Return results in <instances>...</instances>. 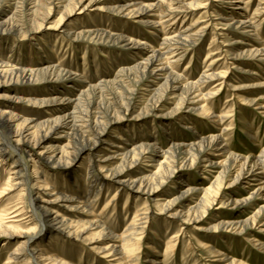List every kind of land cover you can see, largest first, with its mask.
I'll return each instance as SVG.
<instances>
[{
    "label": "rangeland",
    "instance_id": "374dc122",
    "mask_svg": "<svg viewBox=\"0 0 264 264\" xmlns=\"http://www.w3.org/2000/svg\"><path fill=\"white\" fill-rule=\"evenodd\" d=\"M5 1L3 0L0 4V16L5 18L3 23L11 25L27 21V13H22L23 10H19L20 0H10V3H5ZM80 1L64 0L63 5L55 7L51 14L49 10L40 12L38 21H35L37 25L30 23V27H26L22 33L0 28V58L10 60L14 65L36 71L43 70L51 63L60 64L62 69L79 76L72 80L62 79L54 81V83L48 82V84L41 82L42 76H37V82L0 88V112H12L19 114L22 118L32 119L36 124L39 123L33 131H36L39 125L62 115L63 112H85L88 104L93 101V98L95 100V97L98 98L96 100L99 104L103 103L104 99L111 98V95L117 91L118 76L125 74V71L131 67L133 70V66L137 63L136 57L131 52H138L139 49L127 51L124 47L109 40L78 37L74 35L75 33L82 30L107 29L113 34L122 33L127 37L158 44V36L152 32L154 30L141 26L138 19L131 15H115L108 11V7L115 5L118 0H106V2L96 3L86 9L83 4L88 2L81 4ZM243 1V3H235V0L234 2L233 0H190L191 3L201 6L194 8L190 13L188 23L197 28L207 27V30L202 34L197 45L189 48L183 59L174 66V70L178 74L184 75L190 81L199 79L203 72L217 75L218 77L208 81L207 87L203 91L204 93L210 91L218 93L220 90V92L217 97L207 100L206 105L211 108L215 116L231 115V117L226 118L223 123L212 126L210 120H201L202 116L192 109L188 111L178 109V100L164 102L163 108L159 107L160 109L154 110L153 104L157 100V96L160 95L164 84V80L159 79L156 84L154 83L155 87L143 84L144 86L141 85L137 88L135 97L138 99V106L132 112L121 114L118 123L109 130V140H113L119 145V148L115 150L123 152L127 150L128 152L152 143L156 144L161 150L160 152L165 153V156H170V153L173 152L172 144H181L196 136L195 130L190 129L194 126L197 132L205 136L222 133L227 138L230 150L235 154L256 155L264 147V113L253 105L246 104L243 100L245 98H261L264 96V87H245L236 91L232 89L233 86H246L258 79H264L263 61L255 57H243L239 61L232 60L234 54L264 44V0ZM241 13L257 19L256 32L260 37L259 40L256 39L254 33L245 35L225 26L226 23H229V19L233 20L236 18V14ZM46 16H49V19L42 21ZM70 28L72 29L71 34ZM240 61L242 63L238 64ZM211 63L213 66L210 67ZM241 69H246V72ZM224 74H226V78L222 79ZM255 74L260 77L257 78ZM75 85L76 88H74ZM102 91L103 96H97V93L100 94ZM82 92H85L83 96L80 95ZM57 95L77 101L59 100L50 106L35 104L37 101L47 100ZM9 97H17L19 100H10ZM30 100L34 102H30ZM226 127L230 130L224 131L223 129ZM151 135L154 137H149ZM54 138L49 141L52 143L51 145H58L62 149L66 148L67 151L76 153L67 164L50 165L39 160L37 167L42 181L49 183L51 188L57 187L62 193L70 196L79 194L81 197H87L89 194L87 189L97 186L95 184L97 180L105 183L104 188L92 207L93 218L84 215L83 209L68 211L62 208L61 204L63 203H47L52 189L48 192L37 190L34 198L38 199L41 196L45 202H41L40 205L56 209L60 215L59 219H63L66 215L68 221L80 224L77 226L80 229L87 227L91 219L97 217L101 222H104L109 233L117 236L122 235L136 218L139 210L143 208V213H147L148 224L144 234L139 238L137 248L136 245L131 248L134 258L136 256V261H133L132 264H150L145 260L154 257L159 259L158 261L162 264H228L215 261L216 258L212 257L208 248L199 246L197 239L210 242L213 247L228 254L232 259L236 258L248 264H264V253L250 242L253 237L260 236L259 233L254 232L246 236L233 230L203 231L198 229L200 226L208 227L211 223L215 224L222 220H232L234 217L237 219L238 216L241 219H246L263 205V201H257L250 209L241 212V208L235 207L232 202L225 205L220 200L214 205L212 214L204 219L205 222L196 225H185L178 219L169 218L158 206L157 202L165 203L179 197L181 192L188 189L189 185L200 190L207 187L209 182H213L217 173L214 169L207 168L205 163L192 165L189 162L185 165H178L173 179L159 187L155 197L146 203L147 198L143 194L130 187L118 189L120 186L109 175V171H100L99 167L105 165H111L113 169L121 167L119 156L111 159L106 158L105 155H110V157L115 155V153H110L112 151H107L106 146L101 149L99 154H96L93 163L91 152L88 150L79 152L83 143L77 129L70 128L66 133H60ZM49 143L46 142L37 153L43 152L44 147H47ZM11 153L7 155L8 159L13 156V160H16L17 154ZM164 160L163 155L154 156L152 161L141 159L127 170L126 179L152 176V180L158 184L161 179L159 178L160 180L157 181L155 179L160 173V165ZM35 167L34 164L29 165L30 174H33ZM9 168L13 171L16 169L12 163L0 165V194L8 190L4 195H0V213L6 215L17 210L22 213L18 218L6 220V228L9 227L16 234L12 238H4L0 241V264H9L10 255L18 245H23L27 240L22 236V233L36 227L35 218L31 216L32 213L27 208L20 187L9 189L12 184L18 181L16 175ZM168 171L169 169L165 168L164 174L161 176L167 175ZM185 178L189 180L187 181ZM74 181L77 184H73ZM249 184L250 182L246 181L233 186L236 191L235 199L242 200L249 197L251 189H253ZM201 195L194 193L190 196L184 208L188 209L193 206L202 198ZM14 207L16 208L14 209ZM99 231L87 232L83 240L76 239L75 236L60 235L57 232H53V235L44 232L31 248L34 249L42 245L43 248L49 249L48 252L74 264H113L102 254L92 251L90 244L85 241L86 238H94ZM157 235L159 239L155 238ZM178 235L180 236L178 237ZM100 243L105 246L108 240L101 239ZM169 246L173 248L169 249ZM29 263V259L22 258L10 264Z\"/></svg>",
    "mask_w": 264,
    "mask_h": 264
},
{
    "label": "bare ground",
    "instance_id": "6f19581e",
    "mask_svg": "<svg viewBox=\"0 0 264 264\" xmlns=\"http://www.w3.org/2000/svg\"><path fill=\"white\" fill-rule=\"evenodd\" d=\"M9 1L10 0H6L5 3H10ZM63 1L64 0H20L19 10H23L22 13H27V21L10 25L3 23L5 22V18L0 16V28L22 33L26 27H30V23H34L35 26L37 25L35 21H38L37 18L40 12L49 10L51 14L55 7L63 5ZM2 2L3 0H0V4ZM80 2L81 4L82 2H88L87 4H83L86 9L87 7H92L96 3L106 2V0H81ZM237 2L243 3L244 1L235 0V3ZM199 6L201 5L193 4L190 0H118L115 2V5L108 7V11L115 15H131L133 18L138 19L141 26L150 27L154 30L152 32L154 35L158 36L157 38L159 41H157L158 44L155 45L147 41L127 37L122 33L113 34L107 29H97L95 31L82 30L74 34L78 37L82 36L97 40H109L110 42L117 43L124 47L127 51H132L134 49L140 50L138 52H131V54L136 57L137 63L133 66V70L131 67V69L125 71V74L118 76L119 82H117L116 85L118 86L117 91L111 95V98H103V103L99 104L96 100L98 98L95 97L96 99H92L93 101L88 104V108L85 112H63L62 115L39 125L36 131H33V129L39 123L36 124L32 119L22 118L19 114L12 112H0V165L4 166L5 163H12L13 167L16 168L14 171L9 168V170L16 175V178H18L16 183H14L15 181L13 180L14 184H12L9 189L20 187L19 189L23 193L22 197L26 200L27 208L30 209L32 213L31 216H33L36 221V227L34 229L22 233V236L27 240L23 245H18L13 254L10 255L9 264L15 263V261L22 258L29 259V264H74L65 261L54 253L48 252L49 249L43 248L42 245L34 249L31 247L38 241V238L44 232L45 234L57 232L60 235L75 236L76 239L83 240L85 239V234L93 230L100 231L94 238H86L85 240L90 244V249L92 251L102 254L104 258L108 259L113 264H132L133 261H136V256L134 258L131 248L135 245L137 248L139 238L144 234L148 224L147 213H143V208L139 210L136 218L131 225L124 230L122 235L117 236L113 233H109L104 222H101L97 217L91 219L87 227L80 229V227H77L80 224H74L68 221L66 215L63 219H59L60 215L56 209H49V207L40 205L41 202H45L41 196H39L38 199L34 198L37 190L48 192L52 189V192L49 193L50 199L47 203H63L61 204L62 208L68 211H79V209H83L82 213L84 215L90 218L94 217L92 215V207L95 205L96 199L102 194V188H104L105 184L103 181L97 180L95 182L97 186L89 187V189H87V191H89L87 197H81L79 194L70 196L62 193L57 187L51 188L49 183L42 181L39 168L37 167L39 160H43L50 165L68 163L69 159L76 152H69L66 148L62 149L58 145H51L52 143H49V141L55 139L54 136L60 133H66L70 128L77 129L78 134H80L83 146L79 149V152H84L86 150L91 152L93 163L95 162L94 159L96 154H99L104 146L108 148L107 151H112L110 153H115L113 157L105 155L106 158L111 159L119 156L118 158L121 159V167L113 169L111 165H105L104 167H99L100 171L103 172L104 170H108L109 175H111L113 180L120 186L118 189L130 187L132 190L135 189L143 194V196L147 198L146 203L155 197L159 187L164 186L167 181L173 179L174 174L177 172L178 165H185L189 162H191L192 165L205 163L207 168L214 169L217 173L213 182H209L207 187L201 188L200 190L189 185L188 189L181 192L179 197L174 200L166 201L165 203L157 202L158 206L162 208L163 213L165 212L167 214V217L178 219L185 225H196L205 222L204 219L212 214L211 212L214 210V205L220 200H222L225 205H229V203L232 202L235 207L241 208V212L250 209L257 201H263V205L246 219H241L239 218L240 216H238L237 219L234 217L232 220H222L215 224L211 223L208 227L200 226L198 229L203 231L214 229L233 230L246 236L254 232L259 233L260 236L253 237L250 239V242L259 251L264 253V147L256 155L243 156L235 154L230 150L227 144V138L224 137L222 133L205 136L197 132L195 126L190 129L195 130L196 136L192 137L190 141H183L181 144H172L173 152L170 153V156H165V153L160 152L161 150L157 145L152 143L142 145V147H138L133 151H118L115 150L119 148L117 142L109 140L108 132L112 126L118 123L120 115L126 112H132L138 106V99L135 97L137 88L143 84H150L149 87H155L154 85L159 79H163L164 84L160 95L157 96V100L153 104L152 108H154V110H158L160 109L159 107L164 106V102L178 100V109H186L187 111L192 109V111L202 116L201 120H210L212 126L223 123L226 118L231 117V115L215 116L211 108H208L206 105L207 100L217 97L220 92V90L218 93H215V91L204 93L203 91V89L207 87L206 84L208 81L218 77L217 75L203 72L199 79L190 81L186 79L184 75L178 74L174 70V66L183 59L189 48H193L197 45L202 34L207 30V27L197 28L195 25L188 23L190 13L194 8ZM258 14L256 13V16H258ZM49 16L44 17L42 21L49 19ZM235 17L236 18L233 20L229 19V23H226L225 26L245 35L254 33L256 39H260L256 32L258 27L256 18L247 17V15L242 13L236 14ZM69 31L71 34L72 29L70 28ZM243 57H255L264 62V44H261L260 47H252L248 50L238 52L234 54L232 60L239 61ZM241 61L238 62V64L242 63ZM211 66H213V63L210 64V67ZM241 71L246 72V69H241ZM255 75L257 78L260 77L257 74ZM37 76H42L41 82H44V84H48V82L54 83V81H61L62 79L68 81L79 77L66 69H62L60 64L51 63L49 66L44 67L43 70L36 71L20 65H14L12 61L0 58V88H10L13 85L21 83L37 82ZM225 78L226 74L222 76V79ZM260 80L258 79L256 82L246 86H233L232 89L236 91L242 90L245 87H264V79ZM74 88H76V85ZM102 93L103 91L100 94L97 93V96H101ZM83 94H85V92H82L80 95L83 96ZM9 99L16 101L18 98L9 97ZM59 100L67 102L77 101L72 98L57 95L47 100L43 99L42 101H37L35 104L50 106L54 105ZM243 100L246 104L253 105L256 109L264 113V96L252 99L245 98ZM30 102L33 103L34 101L30 100ZM223 130L229 131L230 129L226 127ZM149 137L154 136L151 135ZM46 142H48L49 145L44 147L45 150L41 153H37ZM11 152H13L14 155L15 153L17 154L16 160H13V156H10L8 159L7 155ZM157 155H163L165 158L160 165V173L155 179V181H157L160 178V183H155L152 180V176L126 179L128 175L127 170L133 165L137 164L141 159L152 161L154 160V156ZM31 164L36 166L33 174H30L28 171L29 165ZM165 168L169 169L168 174L161 176V174H164L163 170H165ZM185 179L187 181L189 180L187 178ZM246 181L250 182L249 185L253 188L251 189L252 192L249 197L242 200L235 199L234 195L236 191L233 186L235 184H242ZM72 183L77 184L75 181ZM180 185L182 184L180 183ZM5 191L0 195H4V193H6ZM194 193L202 194V198L193 206L185 209V203ZM15 208L16 207H14V209ZM12 213L10 212L6 215L0 213V241L4 238H12L16 234V232L10 230L9 227L6 228V220L18 218L22 212L17 210ZM9 214L12 215L7 217ZM39 228L40 230H38ZM99 235L101 237H98ZM179 236L180 235H178V237ZM155 238L159 239L158 235ZM101 239H104V241L108 240V243L105 246L102 245L100 243ZM197 241L200 247L208 248L212 257L216 258L215 261L228 264H248L236 258L232 259L228 254H224L216 247H213L210 242H205L201 239H197ZM171 248L173 247L169 246V249ZM158 260L159 259L154 257L146 259L145 262L150 264H162Z\"/></svg>",
    "mask_w": 264,
    "mask_h": 264
}]
</instances>
